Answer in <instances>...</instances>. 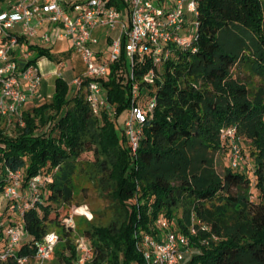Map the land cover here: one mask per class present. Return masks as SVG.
<instances>
[{"label":"trees","instance_id":"obj_1","mask_svg":"<svg viewBox=\"0 0 264 264\" xmlns=\"http://www.w3.org/2000/svg\"><path fill=\"white\" fill-rule=\"evenodd\" d=\"M198 9L193 50L178 48L159 64L148 54L134 66L140 89L155 100L135 151L119 123L131 96L121 60L102 78L114 113L93 114L84 89L55 77L51 94L24 106L20 121L0 119V194L15 187L17 196L7 197L19 220L0 222V250L8 227L22 231L0 264H40L36 246L51 227L59 239L41 264H74L76 237L91 245L86 264H145L136 240L164 231L188 237L187 264H264V0H199ZM19 43L35 51L29 62L48 54L25 37ZM230 125L252 172L241 163L217 167V156L229 153L220 132ZM9 171L19 172L17 185ZM82 192L100 202L83 198L90 216L74 215L71 230L62 222Z\"/></svg>","mask_w":264,"mask_h":264},{"label":"built area","instance_id":"obj_2","mask_svg":"<svg viewBox=\"0 0 264 264\" xmlns=\"http://www.w3.org/2000/svg\"><path fill=\"white\" fill-rule=\"evenodd\" d=\"M118 2L120 6L110 3V0H0V119L8 121L6 124L20 121L21 110L28 101L38 97L43 81L37 63L28 61L32 51L23 49L18 53L22 46H19V37L39 36L40 40L49 41L51 33L56 38L66 36L84 64L82 73L72 77V88L85 90V98L93 114L102 110L114 113L102 78L106 77L110 64L121 60L126 65L125 75L130 81L131 96L122 127L131 150L135 151L147 112L152 110L155 100L151 93L140 89L134 66L142 63L148 54L153 64H159L178 48L194 49L199 0ZM98 29L104 32L105 46L98 45L99 38L95 34ZM105 49L108 57L104 56ZM62 68L63 62H58L55 77H64ZM142 79L152 81L153 70L147 71ZM220 136L229 142L227 163L237 166L243 156L236 127H223ZM19 175V172H8L14 185L18 184ZM39 184V175L29 182L32 201L38 197ZM5 194L17 196L15 187H6ZM76 214L90 216L86 205L72 207L63 219V226L74 230ZM156 223L162 228L166 225L161 218ZM6 234L7 243L4 250H0L1 259L14 252L22 231L19 227L10 226ZM58 239L54 230L45 234L36 246L38 263L51 256ZM75 244L78 255L74 264H86L91 255L89 241L76 237ZM136 246L145 264H187L190 255L188 237L171 231L144 233L136 240ZM18 259L24 261L26 258Z\"/></svg>","mask_w":264,"mask_h":264},{"label":"rangeland","instance_id":"obj_3","mask_svg":"<svg viewBox=\"0 0 264 264\" xmlns=\"http://www.w3.org/2000/svg\"><path fill=\"white\" fill-rule=\"evenodd\" d=\"M79 1H82V0H79ZM95 34L99 38L98 45L105 46L104 32L98 29L95 31ZM28 39L31 44L38 45L48 50V54H44L43 56H40L36 60L38 68L40 69V72L42 73L43 81H45L47 85L45 86V91H44L45 96L44 94H42V91L40 88L37 99H35V101H32V100L28 101L29 104L26 103L27 105L25 104L24 106H31L32 104H37L47 99L48 94L51 93L54 89V79H55L54 70L56 69L58 62H63V68H62L63 76L68 81L70 87H72L71 79L72 77L75 76L76 74L75 72H77L76 75H78L82 73V69L84 68V64L82 62L80 54L74 49L71 40L67 38L66 36L61 37V38H56L54 34L51 33L49 41H42L40 40L39 36H36V37L30 36L28 37ZM32 53L34 54L35 51H32ZM104 56L108 57L107 49H105L104 51ZM16 57L18 58V56ZM127 115H128V110H126L123 114L119 116L120 125H123ZM7 122L8 121L5 120V123ZM241 151H242L243 158L240 161V163L243 165V168H244L243 170L252 172V168L254 164L252 157L249 155L247 149L241 148ZM82 156L84 158L90 157L91 153L87 152L83 154ZM226 162H227L226 154H219L217 156V167L219 170H221L223 166H225ZM256 194H257V191L254 190L252 193V198H255ZM82 195H83V192L82 194L79 193V195L77 196V199L79 198L82 199V203H80L81 206L83 204H87V206L90 208L91 205L90 203L86 201L87 199H89L94 206L100 202L93 193H89L88 195H85V198L83 196V198L86 200L82 198ZM10 206H11V203L9 202L8 197L5 194V192L1 193L0 194V222L1 223L7 224L9 223L10 220H13V222L19 221L17 213L12 211ZM51 228L54 230L53 227ZM56 231L58 230L56 229ZM74 242H75V238H74Z\"/></svg>","mask_w":264,"mask_h":264},{"label":"crops","instance_id":"obj_4","mask_svg":"<svg viewBox=\"0 0 264 264\" xmlns=\"http://www.w3.org/2000/svg\"><path fill=\"white\" fill-rule=\"evenodd\" d=\"M28 42H30L29 41V39H28ZM101 47V46H100ZM20 50L18 51L19 52V54H20V52L24 49V45H23V47L21 46L20 48H19ZM76 74H77V72H75ZM74 74V73H73ZM75 74V75H76ZM43 83H42V85H41V91L42 92H44L45 91V86L47 85V83L45 82V81H42ZM45 93V92H44ZM51 93H49L48 94V96L50 95ZM27 103H29V102H27Z\"/></svg>","mask_w":264,"mask_h":264}]
</instances>
